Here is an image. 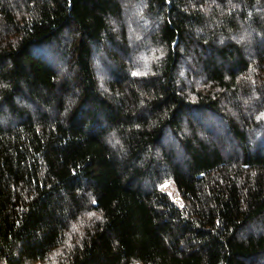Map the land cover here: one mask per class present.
<instances>
[{
  "label": "trees",
  "instance_id": "16d2710c",
  "mask_svg": "<svg viewBox=\"0 0 264 264\" xmlns=\"http://www.w3.org/2000/svg\"><path fill=\"white\" fill-rule=\"evenodd\" d=\"M33 263L264 264V0H0V264Z\"/></svg>",
  "mask_w": 264,
  "mask_h": 264
},
{
  "label": "rangeland",
  "instance_id": "374dc122",
  "mask_svg": "<svg viewBox=\"0 0 264 264\" xmlns=\"http://www.w3.org/2000/svg\"><path fill=\"white\" fill-rule=\"evenodd\" d=\"M161 190L166 192L170 197H172L175 202H178V203L180 202L179 197L177 195V192H176L173 184L170 181L165 182L161 186ZM33 264H40V263H33Z\"/></svg>",
  "mask_w": 264,
  "mask_h": 264
}]
</instances>
